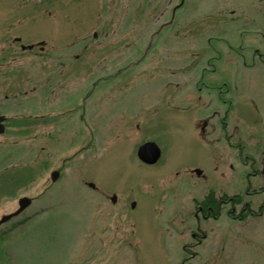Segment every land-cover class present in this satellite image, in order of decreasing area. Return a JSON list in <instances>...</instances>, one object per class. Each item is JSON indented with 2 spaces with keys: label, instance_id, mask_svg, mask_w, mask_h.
I'll return each mask as SVG.
<instances>
[{
  "label": "rangeland",
  "instance_id": "1",
  "mask_svg": "<svg viewBox=\"0 0 264 264\" xmlns=\"http://www.w3.org/2000/svg\"><path fill=\"white\" fill-rule=\"evenodd\" d=\"M0 114V264H264V0H0Z\"/></svg>",
  "mask_w": 264,
  "mask_h": 264
},
{
  "label": "water",
  "instance_id": "2",
  "mask_svg": "<svg viewBox=\"0 0 264 264\" xmlns=\"http://www.w3.org/2000/svg\"><path fill=\"white\" fill-rule=\"evenodd\" d=\"M33 45H23V49L24 48H32ZM6 119V116L3 115V114H0V134H3L5 132V124H4V121ZM136 155L138 157V159L140 161H142L143 163L145 164H149V165H152V164H155L160 156H161V150L160 148L152 141H147V142H144L142 144H140L137 148V151H136ZM263 173H264V162H263ZM197 173H200L199 170H196ZM58 176V173L57 171L55 172H52L51 174V178L54 180L56 179V177ZM90 186H94L92 183H89ZM111 201L112 202H115L116 201V195L113 194L111 196ZM31 202V198L30 197H27V196H23L21 197L19 200H18V208L15 212L11 213V214H7V215H3L1 218H0V224L9 220L12 216H15L17 215L18 213H20L21 211H23ZM135 205V202L133 201L131 203V207H134Z\"/></svg>",
  "mask_w": 264,
  "mask_h": 264
},
{
  "label": "trees",
  "instance_id": "3",
  "mask_svg": "<svg viewBox=\"0 0 264 264\" xmlns=\"http://www.w3.org/2000/svg\"><path fill=\"white\" fill-rule=\"evenodd\" d=\"M240 198L235 195L233 197H222L220 199H215L214 198V195H213V192L212 191H209L207 193V195L204 197V199L201 201L202 204H205V205H212L213 208H214V211L215 213L218 212V209H219V205H222V204H226V203H231V202H239Z\"/></svg>",
  "mask_w": 264,
  "mask_h": 264
},
{
  "label": "flooded vegetation",
  "instance_id": "4",
  "mask_svg": "<svg viewBox=\"0 0 264 264\" xmlns=\"http://www.w3.org/2000/svg\"><path fill=\"white\" fill-rule=\"evenodd\" d=\"M111 199V198H110ZM231 205V207L230 208H232V206H234L236 203L235 202H231L230 203ZM197 208L201 211V213H202V215L203 216H205V217H211V216H213V215H215L214 214V208H213V206L212 205H205V204H202L201 202L197 205ZM230 211H231V209L230 210H228V212L230 213ZM197 215V214H196ZM215 217V216H214ZM193 234V236H195L196 235V232L195 233H192Z\"/></svg>",
  "mask_w": 264,
  "mask_h": 264
}]
</instances>
